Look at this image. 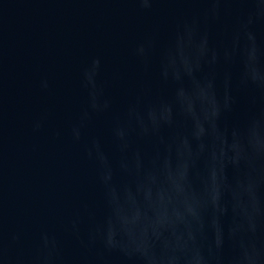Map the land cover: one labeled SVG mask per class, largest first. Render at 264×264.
I'll return each mask as SVG.
<instances>
[{
  "label": "water",
  "instance_id": "1",
  "mask_svg": "<svg viewBox=\"0 0 264 264\" xmlns=\"http://www.w3.org/2000/svg\"><path fill=\"white\" fill-rule=\"evenodd\" d=\"M0 264H264V0H0Z\"/></svg>",
  "mask_w": 264,
  "mask_h": 264
}]
</instances>
